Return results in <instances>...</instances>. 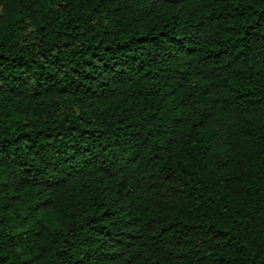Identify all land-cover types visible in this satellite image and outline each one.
Listing matches in <instances>:
<instances>
[{"label": "trees", "instance_id": "1", "mask_svg": "<svg viewBox=\"0 0 264 264\" xmlns=\"http://www.w3.org/2000/svg\"><path fill=\"white\" fill-rule=\"evenodd\" d=\"M0 264H264V0H0Z\"/></svg>", "mask_w": 264, "mask_h": 264}]
</instances>
